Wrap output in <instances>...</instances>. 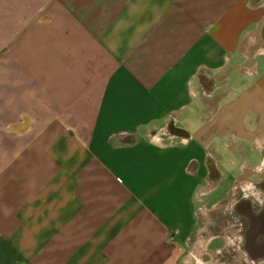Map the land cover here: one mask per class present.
Here are the masks:
<instances>
[{
	"label": "crops",
	"instance_id": "crops-1",
	"mask_svg": "<svg viewBox=\"0 0 264 264\" xmlns=\"http://www.w3.org/2000/svg\"><path fill=\"white\" fill-rule=\"evenodd\" d=\"M263 156L264 0H0V264H242Z\"/></svg>",
	"mask_w": 264,
	"mask_h": 264
},
{
	"label": "water",
	"instance_id": "water-1",
	"mask_svg": "<svg viewBox=\"0 0 264 264\" xmlns=\"http://www.w3.org/2000/svg\"><path fill=\"white\" fill-rule=\"evenodd\" d=\"M122 142L133 144L136 138L128 135ZM256 173L259 179H244L233 187L224 208L227 246L247 264H264V156Z\"/></svg>",
	"mask_w": 264,
	"mask_h": 264
},
{
	"label": "rangeland",
	"instance_id": "rangeland-1",
	"mask_svg": "<svg viewBox=\"0 0 264 264\" xmlns=\"http://www.w3.org/2000/svg\"><path fill=\"white\" fill-rule=\"evenodd\" d=\"M257 156L253 158L254 160V166L259 162L256 161ZM224 170L226 171V175L228 179L226 181H223L220 185H218L216 188L211 190L207 196L204 198L203 203L201 204L205 206L209 211L206 209L202 208L200 210V226L201 224H205L206 227H208L207 231H210L212 233H220L223 236H226V216H225V210L224 206H226V202H221L225 200L229 196V192L231 190V187L234 184V181H232L231 177V172H229L227 166L222 165ZM119 181H121L120 178H118ZM221 202V203H220ZM220 203V204H218ZM218 204V205H217ZM200 202H196V206H199ZM217 205V206H216ZM216 206V210L213 211L214 207ZM223 244V238H216L215 241L213 242V246H218V245ZM227 256L231 259H234L236 261H239L242 264H247L244 260H242L237 251H230V254H227Z\"/></svg>",
	"mask_w": 264,
	"mask_h": 264
},
{
	"label": "flooded vegetation",
	"instance_id": "flooded-vegetation-1",
	"mask_svg": "<svg viewBox=\"0 0 264 264\" xmlns=\"http://www.w3.org/2000/svg\"><path fill=\"white\" fill-rule=\"evenodd\" d=\"M212 158H210L211 160ZM209 176L212 178L214 176H216V172L214 171L213 167H209Z\"/></svg>",
	"mask_w": 264,
	"mask_h": 264
},
{
	"label": "clouds",
	"instance_id": "clouds-1",
	"mask_svg": "<svg viewBox=\"0 0 264 264\" xmlns=\"http://www.w3.org/2000/svg\"><path fill=\"white\" fill-rule=\"evenodd\" d=\"M114 147H120V144L119 143H115Z\"/></svg>",
	"mask_w": 264,
	"mask_h": 264
}]
</instances>
